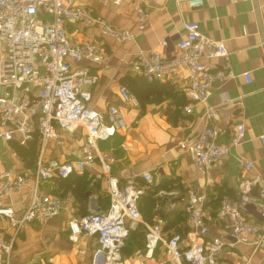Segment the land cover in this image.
Returning <instances> with one entry per match:
<instances>
[{
    "label": "built area",
    "instance_id": "2783aa9c",
    "mask_svg": "<svg viewBox=\"0 0 264 264\" xmlns=\"http://www.w3.org/2000/svg\"><path fill=\"white\" fill-rule=\"evenodd\" d=\"M183 1L190 9L204 4V0H176V3ZM134 10L138 29L143 30L150 12L140 4H135ZM68 26L94 29L118 43L134 38L133 33L113 27L105 18L76 5L75 0H0V127L3 129L0 138L10 141L17 135L20 145L25 146L37 135L40 142L31 198L20 215L2 201L27 186L31 176L10 169L0 172V219L8 224L0 237V264H11L14 240L26 224L44 225L72 208V195L58 197L42 193L39 184L55 178L64 180L73 173L85 171L95 180L107 181L109 198L107 209L72 216L67 223L68 240L72 244H77L82 236L94 238L90 264H218L225 246L236 244L248 247L250 252L236 264H250L254 254L264 253V220H256L243 209L252 204L264 218V185L258 175L243 177L235 197L224 194L219 200L217 218L225 222L233 243L206 237V194H198L193 188H189L184 206L189 228L186 237L179 231L167 234L160 219L153 223L143 219L140 203L148 191L156 200V210L161 200L176 194L157 190L149 171L141 173L143 183L133 177L121 182L112 175L117 159L102 151L99 144L110 140L115 126L123 124L117 108H108L109 124H106L104 116L91 106L98 76L81 65L88 62L102 66L105 52L100 43H78L71 39ZM183 31L173 50L169 49V42L163 40L159 44L161 51H139L131 62V69L147 82L172 79L182 68L187 70V103L183 110L191 114L196 104H202L204 126L196 136L180 143V148L192 155L199 171L206 172L242 142L245 126L243 123L233 126L228 145L218 142L222 132L220 108L232 101L223 92L219 94L217 106L208 104V100L215 86H222L236 76L223 40L208 38L195 21L183 22ZM216 59L223 60V65L211 71L206 62ZM242 76L246 82L251 81L249 73ZM118 95L121 105L139 107L137 98L125 85L118 86ZM78 128L84 131L81 154L70 161L44 163L42 153L47 142L60 141V131L72 133ZM260 139L264 141V136ZM240 162L244 170L252 169L249 160ZM139 228L144 231V245L133 252L130 262L123 250L130 233ZM79 253L85 255L87 250Z\"/></svg>",
    "mask_w": 264,
    "mask_h": 264
},
{
    "label": "crops",
    "instance_id": "0c3cea01",
    "mask_svg": "<svg viewBox=\"0 0 264 264\" xmlns=\"http://www.w3.org/2000/svg\"><path fill=\"white\" fill-rule=\"evenodd\" d=\"M115 1L75 0V3L89 10L92 15L105 18L113 27L133 33L132 41L118 43L94 29L68 26L71 39L78 43H100L105 52L102 66L88 62L81 65L98 76L92 90L91 106L104 116L106 124H109L108 108H117L123 124L115 126L110 140L99 144L102 151L111 153L117 159L112 167V175L121 182L133 177L143 183L140 175L149 171L157 183V190L175 192L179 199L173 208L168 205L169 197L161 200L158 209L162 211V216L155 209V198L149 199L146 195L140 203L143 219L149 223H153L155 219L162 220L167 234L179 231L186 237L189 228L184 206L189 188H193L198 194L205 193L204 213L208 225L206 237H218L233 243L234 238L225 222L217 218L221 196L227 194L235 197L243 177L258 175L264 185V141L260 139L264 136V0H204L202 7L194 9H190L184 1L177 4L176 0H120L118 4ZM135 4H140L150 12V19L143 30H139L137 26ZM186 21L197 22L201 32L211 40L224 41L231 69L236 76L226 80L222 86H215L208 100V104L217 106L219 94L223 92L232 101V104L220 108L222 132L218 142L228 145L233 126L238 123L245 126L242 142L232 147L228 156L214 163L206 172L199 171L192 155L180 148V143L196 136L204 126L202 104H196L191 114H186L183 110L187 103V70L182 68L172 79L147 82L131 69L135 54L153 49L161 51L159 44L163 40H167L169 49L173 50V46L184 35L183 22ZM206 65L211 71H215L221 68L223 60H211ZM243 73H249L250 82H246ZM140 79L145 84H155L153 89L145 90L136 86L135 82ZM131 80L135 82L132 83ZM120 84L125 85L133 95L137 92L140 98L146 100L144 107L140 103L137 108L121 105L118 95ZM1 132L3 129L0 127ZM60 135V141L47 142L42 153L44 163L49 160L70 161L81 154L84 145V131L81 128L72 133L60 131ZM16 146H20L19 136L14 135L10 141L0 138V172L10 169L31 176L27 186L2 201L20 215L31 198L32 176L39 156L40 142L38 140L34 163L20 157ZM241 159L252 163L250 171L244 170ZM94 168L97 169V165ZM80 177L89 179L84 187L83 201L73 195L75 180H80ZM107 188L105 179L95 180L89 171L73 173L64 180L55 178L41 182L39 190L42 193L58 197L72 195V208L44 225L26 224L14 240L10 263L90 264L94 238L82 236L77 244H72L68 240L67 223L72 216H83L92 210L91 198L97 200L100 210L107 209ZM7 226V221L0 219V237ZM82 249L87 250L85 255L79 253ZM158 253L156 257L159 256ZM249 253V248L244 245H227L218 264H236L248 257ZM132 254L124 256L131 262ZM250 260V264H264V253L258 252Z\"/></svg>",
    "mask_w": 264,
    "mask_h": 264
},
{
    "label": "trees",
    "instance_id": "16d2710c",
    "mask_svg": "<svg viewBox=\"0 0 264 264\" xmlns=\"http://www.w3.org/2000/svg\"><path fill=\"white\" fill-rule=\"evenodd\" d=\"M142 79L137 80L136 82L133 80H131V81H132V83L135 82L136 86H140L141 88H144L145 90H152L154 87L153 85H155V84H151V85L145 84L143 81L144 79L143 80ZM134 95L137 98L138 102L141 104V106L144 107V105L147 101L140 98L138 96L137 92H134ZM16 151L20 157H22L24 159L27 158V159H29L30 163H34L35 158L37 157V152H38V136L34 135V138L31 141L27 142V144L25 146H22V145L16 146ZM88 181H89V179L87 180L86 177H80V180H75L74 184H76V185L74 186L75 188L73 189V192H74L73 195L75 196V198H78L79 201H83L85 199L84 187L86 186ZM76 190H78V191H76ZM146 195L149 196V199L153 198V193L150 191H148L146 193ZM140 211H141V208H140ZM141 231H143V229L139 228L136 231H133L130 233V235L126 241V246L123 250L124 254L126 253L125 250H129L127 255H130L136 249H140L143 247V245H144V231L143 232H141Z\"/></svg>",
    "mask_w": 264,
    "mask_h": 264
},
{
    "label": "water",
    "instance_id": "95a60500",
    "mask_svg": "<svg viewBox=\"0 0 264 264\" xmlns=\"http://www.w3.org/2000/svg\"><path fill=\"white\" fill-rule=\"evenodd\" d=\"M178 197L177 196H172V197H169L168 199H167V202H168V205L171 207V208H173L174 206V204L178 201ZM90 206H91V208H92V210L93 211H97L99 208H98V203H97V200H95V199H90ZM243 209L247 212V213H249V214H251L256 220H258V221H262V220H264V218H262L261 217V214L259 213V212H257V210H256V208H255V206L254 205H252V204H248V205H245L244 207H243ZM157 212H158V214H159V216H162V214H161V210L160 209H157ZM234 240V239H233Z\"/></svg>",
    "mask_w": 264,
    "mask_h": 264
},
{
    "label": "rangeland",
    "instance_id": "374dc122",
    "mask_svg": "<svg viewBox=\"0 0 264 264\" xmlns=\"http://www.w3.org/2000/svg\"><path fill=\"white\" fill-rule=\"evenodd\" d=\"M141 232H143V231H141ZM143 234V233H142ZM143 243V242H142ZM126 251V253H125V255H127L128 254V252H129V250H125Z\"/></svg>",
    "mask_w": 264,
    "mask_h": 264
}]
</instances>
